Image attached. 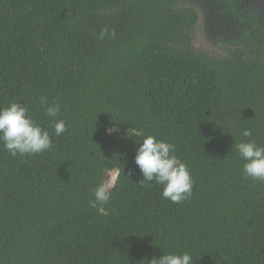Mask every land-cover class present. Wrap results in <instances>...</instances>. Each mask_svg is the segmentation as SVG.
Instances as JSON below:
<instances>
[{"label": "trees", "instance_id": "trees-1", "mask_svg": "<svg viewBox=\"0 0 264 264\" xmlns=\"http://www.w3.org/2000/svg\"><path fill=\"white\" fill-rule=\"evenodd\" d=\"M179 1L0 0V107L26 103L52 137L24 157L0 144V264H149L163 251L264 264V181L233 152L244 129L264 146V31L253 22L241 47L209 56ZM105 26L114 39H98ZM41 96L61 105V136ZM131 127L175 145L189 200L139 184ZM104 167L119 169L108 215L88 203Z\"/></svg>", "mask_w": 264, "mask_h": 264}, {"label": "clouds", "instance_id": "clouds-1", "mask_svg": "<svg viewBox=\"0 0 264 264\" xmlns=\"http://www.w3.org/2000/svg\"><path fill=\"white\" fill-rule=\"evenodd\" d=\"M115 29L109 31L105 26L101 29L98 39H114ZM44 115L52 121L56 136L67 131L64 119H58L61 105L58 101L49 102L46 96L39 98ZM116 129H108L111 134ZM244 139L236 140L233 152L244 161L242 176L245 179L264 181V146L258 144L252 137L250 129L241 133ZM129 137H143L138 143L135 163L141 171L143 186H151L155 182L163 186L162 197L173 203H183L192 196L193 179L186 163L176 155L174 144L156 135H145L140 129L131 127ZM0 144L12 157H24L46 152L52 147V137L48 130L42 127L30 114L26 103L12 102L7 107H0ZM119 169L104 167L101 169L100 180L92 189L89 206L102 215H108L106 207L116 186ZM160 258L153 257L149 264H194V258L189 252H164Z\"/></svg>", "mask_w": 264, "mask_h": 264}, {"label": "rangeland", "instance_id": "rangeland-1", "mask_svg": "<svg viewBox=\"0 0 264 264\" xmlns=\"http://www.w3.org/2000/svg\"><path fill=\"white\" fill-rule=\"evenodd\" d=\"M194 7L199 15L193 46L212 57H226L241 47L251 23L264 31V0H234V10L223 0H180L178 8Z\"/></svg>", "mask_w": 264, "mask_h": 264}]
</instances>
